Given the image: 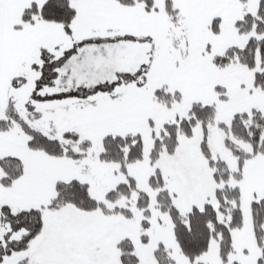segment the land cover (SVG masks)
Segmentation results:
<instances>
[{
  "label": "snow or ice",
  "instance_id": "obj_1",
  "mask_svg": "<svg viewBox=\"0 0 264 264\" xmlns=\"http://www.w3.org/2000/svg\"><path fill=\"white\" fill-rule=\"evenodd\" d=\"M0 264H264V0H0Z\"/></svg>",
  "mask_w": 264,
  "mask_h": 264
}]
</instances>
